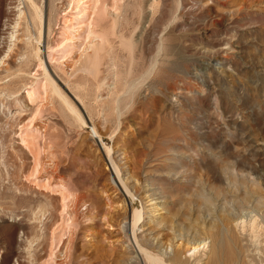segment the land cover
I'll return each instance as SVG.
<instances>
[{
    "label": "rangeland",
    "instance_id": "374dc122",
    "mask_svg": "<svg viewBox=\"0 0 264 264\" xmlns=\"http://www.w3.org/2000/svg\"><path fill=\"white\" fill-rule=\"evenodd\" d=\"M104 1L117 8V34L132 48L111 34L112 15L97 22L109 45L95 81L110 85L99 91L106 100L96 102L93 78L47 59L67 1L34 0L43 10L40 26L25 0H0V41L16 5L26 12L28 26L20 31L29 37L20 70L0 73V101L20 103L24 117L39 110L38 134L29 129L28 145L34 140L42 164L52 163L36 178L29 175L22 124L7 118L8 104L0 108V264L59 262L47 253L50 230L60 222L58 194L40 185L50 174L48 185L64 181L80 200L71 205L77 220L63 264H148L127 228L135 208L143 214L137 242L167 263L264 264V235L258 256L249 234L235 225L249 210L264 225V0ZM35 52L85 123L57 97L54 108L24 99L44 76ZM124 86L130 91L117 113L114 100ZM38 209L46 210L41 227L32 218ZM33 235L39 238L29 247ZM199 240L205 249L193 251Z\"/></svg>",
    "mask_w": 264,
    "mask_h": 264
},
{
    "label": "bare ground",
    "instance_id": "6f19581e",
    "mask_svg": "<svg viewBox=\"0 0 264 264\" xmlns=\"http://www.w3.org/2000/svg\"><path fill=\"white\" fill-rule=\"evenodd\" d=\"M25 1H26V4H29V6L32 8L33 12H31V9L29 10L31 12L32 21L34 22V20H36V21L38 20V22L41 26L42 25V19H43V10H42L41 6H37L35 4L34 0H25ZM66 1H67V3L65 5V7L61 6V8L62 7H64V8H62V10H63L62 25H61L60 32H59V40L57 41L55 46H50V47L48 46L49 50L47 51V59H48V61L57 63V66L65 67L66 69L68 68V70L70 72L80 71L81 73L90 76L95 81L97 79V77L99 76V73H100V67L102 65L103 54H104L103 49L105 46H107L105 44L106 43L108 44V42H107L108 41V35L104 29H101V28L97 29L96 28L97 22L104 20L108 15H112L113 20L111 21V24H110L111 25L110 28L112 30V31L110 30L111 34L117 35L121 44L128 49L132 48V42L130 39L124 38L122 35L117 34L118 33L117 28H118V25L120 22L118 12L116 11L117 8L115 6L109 5V3H107V1H104V0H66ZM14 8H15V17L13 18L14 21L12 22V21L6 20L3 22V25H4L3 30H5L6 32L8 31V32H7V36H3L1 38V41H0V44H1L0 45V54H3V57L0 58L1 59L0 60V73L1 72H9L11 70H15V71L20 70L17 68V66H19L18 63L21 61V57H24V52H22V48H23V45L25 43L27 44V41H29V37L26 35H23V33H21V31H20L24 26H26V27L28 26V22H27L28 19L26 16V12L23 9V6L19 7L18 5H16ZM39 24H38V28L40 27ZM48 28H49V26H48ZM26 37H28V38H26ZM39 39H38V41H39ZM35 49H38V48H35ZM37 51L38 50H36V52ZM76 52H77V54L73 55ZM35 55H36V57H38V60H39L38 67H40L43 70L44 76L42 78H36L35 77L36 79H35L34 83L33 84L31 83L32 85H30L25 90L24 99H26L27 101H29L31 103L35 102L36 100H39V102L48 101V103L51 104V107L54 108L53 103H52V99L57 97V98H59V100L63 104H65V106L68 108V111L72 112L78 120L85 123L81 117V114L77 111L76 107L72 104V102L63 93V91L60 89V87L58 86L56 81L50 76L49 72L45 68V65L43 64L44 62H42L41 58L38 56V53H36ZM72 55H73V57H72ZM23 59H26V58H23ZM154 67H155V62L153 63V67L151 68L149 73H151V71L154 69ZM99 81L98 82L95 81L97 83V86H95L97 88L96 89L97 90L96 95H95L96 102L99 100H103V99L106 100L105 97L102 96V94H100L99 91L101 88H103V87L106 88V87H109V85H110V84L109 85L107 84V86H106L105 81L101 80L102 82H100V83H99ZM112 83H113V81H112ZM127 85H128V83H127ZM129 85H130V83H129ZM128 87L129 86H124V88L122 89V92L120 91L121 93H119V91L117 92L120 94V95H117L118 97H116V99L114 100V107H115L117 113H119V107H120V102L122 101V97L127 95V93L130 91V89ZM112 88H114V90H116L114 85H112V87H110V89H112ZM8 96H10V95H8ZM6 102L7 101H5V103H3L2 101H0L1 111L5 110V105L8 104L7 109H9V110H7V113H6L7 118L12 120V121H17V122H15L17 125L22 124L21 127L19 128L20 129L19 140L27 143V144H25L26 145L25 147H27V149L29 150V152L31 154V158H32V162L30 164L31 167H30L29 175L35 176V178H36L37 175L42 170H45V167L48 166L51 168L50 165L52 164L49 160H48V162H45L42 164L41 159H40V155H41L40 147L33 142L34 140H32V145L34 144V146H30V144L28 145L29 141L27 140V136H31V133H30L31 131L29 129L35 127V129L33 128V130H32L35 133H33V132L32 133L38 134L37 127L35 126V124H33V120L36 118V116L38 114L37 112L39 110L35 111L34 114L31 116L24 117L25 111H23L24 110L23 105L21 106L20 103L14 101V102H16L14 107H9V103H6ZM40 105H42V104H40ZM5 111H4V113H5ZM1 114H2V112H1ZM117 115H119V114H117ZM92 130L94 133V137H100V134L96 131L94 126H92ZM37 136L35 135L34 137H37ZM32 137H33V135H32ZM100 141H101V139H100ZM109 148H110L109 146L106 147L108 154L110 152ZM49 157L52 161L53 156L50 155ZM42 159H44V158H42ZM109 160H110L111 164L113 165V169H114L117 177L120 178L119 177V171H118L116 165L114 164V162L112 161L111 157L109 158ZM44 164L46 166H44ZM52 168H54V166ZM51 171L55 173L56 170L55 171L51 170ZM42 179H45V182L40 184L42 187H44V188L49 187V188H51L52 191L57 192L58 196H57L56 201H57L58 206L56 208V211L59 212V214H60L59 215L60 217L58 218V220H60V222L58 224H56L57 226L52 231L50 230V232H51V234L49 233L50 237H49V235H47V237H46L48 240L50 238L49 251L47 253H48V257L51 261H54V259H57V257L59 256L60 259L57 260L59 262L54 261L55 264H63V263H65V260L69 258L70 252L72 249L73 235H72L71 231H69V228H70V224H73L77 219L75 217L76 214H74V212L72 211L71 205L74 204L73 202L76 200L77 197L74 196L75 193L73 195V193L69 189L67 183L64 181H57L54 185H48L49 180L52 179L51 174L48 176H45L44 178L42 177ZM122 185H123L124 189L127 191V193L130 194L131 197L134 196L131 194L130 190L127 188V186L124 183H122ZM247 198H248V195H247ZM75 203H77V202H75ZM75 205H73V206H75ZM251 213H252V210H249V211L243 213L242 215H240V217L235 219V225L237 226L238 230H240L241 233L244 232V233L249 234L250 239L252 240V243L254 245V247H253L254 248V254H258V256H261L263 254V252H261L257 246L260 245V240H259L260 238L259 237L262 234L264 235V225L262 223H260V220L255 213H253V214H251ZM45 214H46V210H42V209H38L37 211L33 212L32 218H34L35 222L37 224H39L40 227L42 226L41 223H43V220L46 219ZM142 217H143V214H142L141 210H139L138 208L133 209L132 216H131V218H132L131 224L129 223L127 225V228L131 233L132 239H133V241H134V243L138 249L137 251L140 253L142 252V255H145L146 260L148 261V264L149 263L150 264H171L170 262L167 263L162 258V256H159L156 253L155 254L150 253L149 251L143 249L142 246L137 242L136 234H135V232H136L135 227L138 224H140L139 222L141 221ZM55 221H56V219H55ZM35 227H37V226H35ZM72 228H74V227H72ZM50 229H51V227H50ZM34 232H38V230L34 231ZM36 234H38V233H36ZM33 236H34V238H32V240L31 239H30V241L27 240L28 241L27 244L29 247H33L31 245L32 242H34L37 238H39V235H37V236L33 235ZM63 236H67V237H65L63 239ZM205 243L206 242L204 240H199L196 243L197 245L191 249L193 251H195L198 248H200V249L204 248ZM34 248H36V247H34ZM47 249H48V245H47ZM47 253H45V254H47ZM32 254H34V253H32ZM27 260H28V258H27ZM43 260H45V258ZM47 263H48V260H45L44 262H42V264H47ZM30 264H33V263H30Z\"/></svg>",
    "mask_w": 264,
    "mask_h": 264
}]
</instances>
